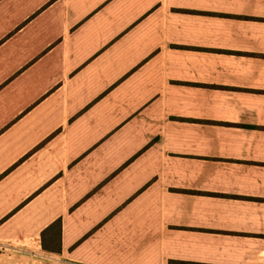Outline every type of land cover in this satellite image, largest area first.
<instances>
[{"label": "crops", "instance_id": "crops-1", "mask_svg": "<svg viewBox=\"0 0 264 264\" xmlns=\"http://www.w3.org/2000/svg\"><path fill=\"white\" fill-rule=\"evenodd\" d=\"M0 264H264V0H0Z\"/></svg>", "mask_w": 264, "mask_h": 264}, {"label": "trees", "instance_id": "trees-1", "mask_svg": "<svg viewBox=\"0 0 264 264\" xmlns=\"http://www.w3.org/2000/svg\"><path fill=\"white\" fill-rule=\"evenodd\" d=\"M51 228H53V232H54V239L57 240V242L59 243L60 238H61V220L58 219L55 222H53L51 224ZM43 245H45L43 243ZM56 249H60L59 248V244L57 245Z\"/></svg>", "mask_w": 264, "mask_h": 264}]
</instances>
